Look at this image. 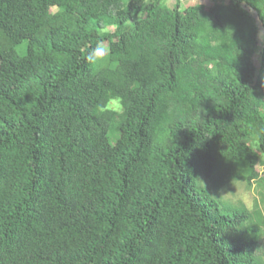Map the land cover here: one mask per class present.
Here are the masks:
<instances>
[{
  "label": "trees",
  "instance_id": "trees-1",
  "mask_svg": "<svg viewBox=\"0 0 264 264\" xmlns=\"http://www.w3.org/2000/svg\"><path fill=\"white\" fill-rule=\"evenodd\" d=\"M204 1L0 0V264H264V0Z\"/></svg>",
  "mask_w": 264,
  "mask_h": 264
},
{
  "label": "rangeland",
  "instance_id": "rangeland-1",
  "mask_svg": "<svg viewBox=\"0 0 264 264\" xmlns=\"http://www.w3.org/2000/svg\"><path fill=\"white\" fill-rule=\"evenodd\" d=\"M195 3V1L183 2L184 7L188 5H194ZM204 3L206 5L212 4L211 0H206L204 1ZM109 139L111 144H114L116 141V137L113 135H110ZM259 169L261 171V166H259ZM207 186L210 187V183H208ZM257 188V184H253L252 188H248L244 183H236L235 186L231 187L229 191L222 190V196L235 204L238 202H242L247 206L248 209L252 210L254 208L256 200L261 202V195L259 194V190ZM260 206L261 211L264 214V205L260 203Z\"/></svg>",
  "mask_w": 264,
  "mask_h": 264
},
{
  "label": "clouds",
  "instance_id": "clouds-1",
  "mask_svg": "<svg viewBox=\"0 0 264 264\" xmlns=\"http://www.w3.org/2000/svg\"><path fill=\"white\" fill-rule=\"evenodd\" d=\"M181 11H183V8H181ZM107 52L108 49L104 47V42L98 41L95 48L87 54L86 60L90 64H100L105 61ZM123 110V98L118 95L107 97L97 108L99 113L122 112Z\"/></svg>",
  "mask_w": 264,
  "mask_h": 264
}]
</instances>
